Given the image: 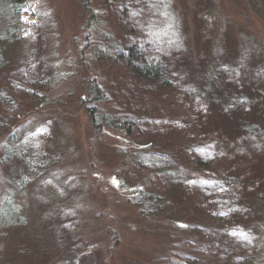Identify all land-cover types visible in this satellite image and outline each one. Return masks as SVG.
Returning <instances> with one entry per match:
<instances>
[{"label":"rangeland","instance_id":"rangeland-1","mask_svg":"<svg viewBox=\"0 0 264 264\" xmlns=\"http://www.w3.org/2000/svg\"><path fill=\"white\" fill-rule=\"evenodd\" d=\"M14 1L26 3L21 25L5 13ZM80 1L0 4V264H182L209 249L182 211L206 183L155 160L143 130L128 136L117 125L140 104H129L113 44L134 35L183 58L196 78L219 70L224 92L237 94L235 104L243 98L244 118L215 109L207 120L246 140L241 121L264 129V0H85L90 24ZM90 81L104 87L103 101L83 100ZM261 137L239 153L263 198L251 219L258 231Z\"/></svg>","mask_w":264,"mask_h":264},{"label":"trees","instance_id":"trees-1","mask_svg":"<svg viewBox=\"0 0 264 264\" xmlns=\"http://www.w3.org/2000/svg\"><path fill=\"white\" fill-rule=\"evenodd\" d=\"M3 2L5 0L0 2L2 9ZM19 2H8L5 13L21 25L19 16L26 3ZM80 2L89 11L90 24L95 20L96 13L85 0ZM130 33L132 35V30ZM131 38L117 45L114 43L113 48L116 46L119 64L125 67L129 76L126 85L130 96L134 97L129 104L140 105L138 113L133 110L135 107L129 113L123 109L125 112L121 115L124 120L117 125L123 127L128 136L137 129L143 130L146 135L144 140L155 146L153 151H148L155 160L161 158L180 171L186 169L196 175L200 184L206 183V194L193 196L187 204V211H182L188 218L187 223L190 222V226L199 231L198 238L208 239L209 249L203 250L199 256L200 252L196 251L195 255L183 257L184 260L180 262L264 264V231L256 230L251 224L252 216L261 207L263 198L257 191L256 181L248 178L244 170L246 163H239V153L249 151L247 140L259 142L263 139V127L256 121L243 123V120L238 123L237 133L247 134L246 140L242 135L239 138L236 134L229 139L217 130L212 131L207 119L215 109L222 114H236L240 120L244 118V100L241 98L239 104H235L233 101L237 100V94L224 92L223 73L219 70L214 73L212 68L205 69L196 78L189 65L177 54L157 50L153 42H143L138 36ZM2 64L0 54V67ZM103 88L90 81L87 91L91 98L83 100L103 101ZM158 96H162L160 102L163 104L156 103ZM171 98L177 99L178 104L172 103ZM205 101L213 103L205 104ZM89 116L97 124L93 109L89 110ZM211 133L215 136L212 137ZM8 210L4 209V215H10Z\"/></svg>","mask_w":264,"mask_h":264}]
</instances>
